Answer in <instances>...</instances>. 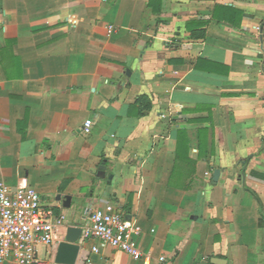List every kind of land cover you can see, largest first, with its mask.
<instances>
[{"label":"crops","instance_id":"0c3cea01","mask_svg":"<svg viewBox=\"0 0 264 264\" xmlns=\"http://www.w3.org/2000/svg\"><path fill=\"white\" fill-rule=\"evenodd\" d=\"M0 182L65 218L43 264L108 204L151 264H264V0H0Z\"/></svg>","mask_w":264,"mask_h":264},{"label":"built area","instance_id":"2783aa9c","mask_svg":"<svg viewBox=\"0 0 264 264\" xmlns=\"http://www.w3.org/2000/svg\"><path fill=\"white\" fill-rule=\"evenodd\" d=\"M117 29L110 26L107 34ZM91 124L84 123L83 132L89 134ZM65 221L55 216L51 209L42 206L37 192L28 187L11 190L0 182V262L12 260L15 264H43L37 256L39 244L48 245L53 240L55 228ZM142 230L134 220L125 219L111 204L93 210L82 228V238L95 239L101 248L119 250L135 261L151 264V257L138 247L137 239ZM164 258L159 257L158 262ZM199 264V263H195Z\"/></svg>","mask_w":264,"mask_h":264},{"label":"water","instance_id":"95a60500","mask_svg":"<svg viewBox=\"0 0 264 264\" xmlns=\"http://www.w3.org/2000/svg\"><path fill=\"white\" fill-rule=\"evenodd\" d=\"M215 175L216 174H214V176ZM59 199L60 197H57V200ZM69 200V197L64 198V206L69 207ZM81 233V229L71 227L66 229L63 240L58 243L54 257V264H76L79 251L77 243L80 239Z\"/></svg>","mask_w":264,"mask_h":264},{"label":"trees","instance_id":"16d2710c","mask_svg":"<svg viewBox=\"0 0 264 264\" xmlns=\"http://www.w3.org/2000/svg\"><path fill=\"white\" fill-rule=\"evenodd\" d=\"M223 11H226L227 13H229V14H235L236 12L234 11V10H231V9H223ZM215 13H217V12H214V17H215V15H217V14H215ZM204 37V34L202 33V32H199V33H192V38L193 39H195V38H203ZM140 101L142 100V99H139Z\"/></svg>","mask_w":264,"mask_h":264}]
</instances>
